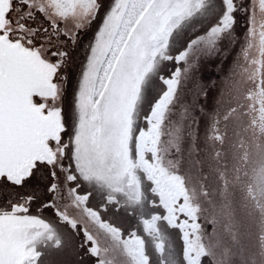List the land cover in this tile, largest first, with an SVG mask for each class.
<instances>
[{
	"label": "snow or ice",
	"instance_id": "snow-or-ice-1",
	"mask_svg": "<svg viewBox=\"0 0 264 264\" xmlns=\"http://www.w3.org/2000/svg\"><path fill=\"white\" fill-rule=\"evenodd\" d=\"M238 108L264 133V0H0V264H264Z\"/></svg>",
	"mask_w": 264,
	"mask_h": 264
},
{
	"label": "rangeland",
	"instance_id": "rangeland-1",
	"mask_svg": "<svg viewBox=\"0 0 264 264\" xmlns=\"http://www.w3.org/2000/svg\"><path fill=\"white\" fill-rule=\"evenodd\" d=\"M240 29L245 27L243 20L240 22ZM242 31L240 35H242ZM240 103L249 104L248 100H241ZM253 113L245 114V109H237L233 118V122L229 126V135L225 138L224 148L221 152V164L224 163V156L227 154V162L229 166L233 163V157H239L244 153L249 154V158L255 154L257 145H264V133H261L258 128H253L251 125V116ZM243 145V147H241ZM191 186V182H190ZM215 194V189L212 190ZM240 194L237 193L236 211L240 222L243 225V235L245 243L249 247L255 246L261 237H264V213H261L259 208L255 206V201L246 203V207H241ZM67 230H62L61 235H66ZM235 235L239 239L241 231L237 230Z\"/></svg>",
	"mask_w": 264,
	"mask_h": 264
}]
</instances>
